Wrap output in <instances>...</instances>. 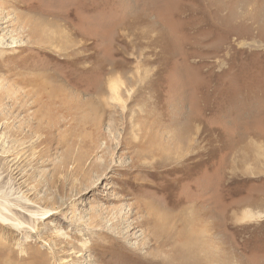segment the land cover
<instances>
[{
	"label": "rangeland",
	"instance_id": "obj_1",
	"mask_svg": "<svg viewBox=\"0 0 264 264\" xmlns=\"http://www.w3.org/2000/svg\"><path fill=\"white\" fill-rule=\"evenodd\" d=\"M0 264H264V0H0Z\"/></svg>",
	"mask_w": 264,
	"mask_h": 264
},
{
	"label": "bare ground",
	"instance_id": "obj_2",
	"mask_svg": "<svg viewBox=\"0 0 264 264\" xmlns=\"http://www.w3.org/2000/svg\"><path fill=\"white\" fill-rule=\"evenodd\" d=\"M62 40H63V39H62ZM67 40H68V39H67ZM66 42H67V41H66ZM61 43H62V42H61ZM68 46H69V45H68ZM71 48H72V47H71ZM67 49H69V48L67 47ZM65 51H66V50H65ZM75 59H76V58H75ZM69 60H70V59H69ZM76 60H77V59H76ZM75 62H76V61H75ZM70 63H71V62H70ZM102 90H103V89H101L100 92H102ZM103 91H104V90H103ZM114 92H115V91H114ZM3 155H4V154H3ZM48 213H49V212H48ZM46 214H47V213H46ZM46 214H44V215H46ZM32 217H33V216H32ZM41 218H42V217H41ZM18 224H19V223H18ZM19 225H20V224H19ZM20 226H21V225H20ZM23 228H24V227H23ZM206 241H207V240H206Z\"/></svg>",
	"mask_w": 264,
	"mask_h": 264
}]
</instances>
